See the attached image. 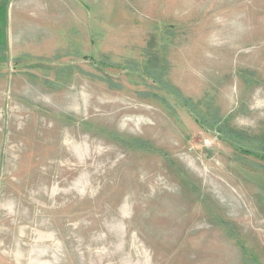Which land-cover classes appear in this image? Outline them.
<instances>
[{
    "label": "rangeland",
    "instance_id": "1",
    "mask_svg": "<svg viewBox=\"0 0 264 264\" xmlns=\"http://www.w3.org/2000/svg\"><path fill=\"white\" fill-rule=\"evenodd\" d=\"M0 264H264V0H0Z\"/></svg>",
    "mask_w": 264,
    "mask_h": 264
},
{
    "label": "trees",
    "instance_id": "2",
    "mask_svg": "<svg viewBox=\"0 0 264 264\" xmlns=\"http://www.w3.org/2000/svg\"><path fill=\"white\" fill-rule=\"evenodd\" d=\"M134 142H135V144H136L137 146H139V147H141V146H142V143H140V141H139V140H137V139H134Z\"/></svg>",
    "mask_w": 264,
    "mask_h": 264
}]
</instances>
